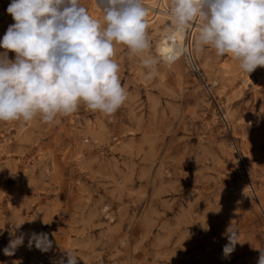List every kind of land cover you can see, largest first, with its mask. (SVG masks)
Instances as JSON below:
<instances>
[{
  "label": "rangeland",
  "instance_id": "1",
  "mask_svg": "<svg viewBox=\"0 0 264 264\" xmlns=\"http://www.w3.org/2000/svg\"><path fill=\"white\" fill-rule=\"evenodd\" d=\"M10 3L0 0V40L15 23ZM80 3L103 23L93 0ZM169 24L148 26L160 58L150 79L141 56L115 45L127 99L113 114L81 102L48 123L0 121V264H55L66 251L78 264H257L264 67L247 74L209 46L169 64L158 51ZM232 221L240 243L225 258ZM14 224L25 241L6 256ZM33 232L47 233L52 250L29 249Z\"/></svg>",
  "mask_w": 264,
  "mask_h": 264
},
{
  "label": "clouds",
  "instance_id": "2",
  "mask_svg": "<svg viewBox=\"0 0 264 264\" xmlns=\"http://www.w3.org/2000/svg\"><path fill=\"white\" fill-rule=\"evenodd\" d=\"M95 2L103 23L89 15L80 0H11L7 13L15 23L0 40L6 50L0 53V121L27 122L40 115L48 123L76 112L81 102L92 111L113 114L127 99L113 59L117 44L141 56L146 78H151L160 58L149 51V9L144 0ZM167 14L170 24L164 39L169 50L163 59L168 63L209 46L218 56L239 61L247 74L264 67V0H171ZM193 28L197 35L192 47L181 44ZM9 51L16 54L14 60ZM22 224H14L3 249L6 256L24 244L25 234H16ZM224 235L227 258L240 243L233 221ZM27 246L46 253L53 241L47 233L33 232ZM256 250L257 264H264V248ZM77 257L66 251V260L62 256L55 264H78Z\"/></svg>",
  "mask_w": 264,
  "mask_h": 264
},
{
  "label": "bare ground",
  "instance_id": "3",
  "mask_svg": "<svg viewBox=\"0 0 264 264\" xmlns=\"http://www.w3.org/2000/svg\"><path fill=\"white\" fill-rule=\"evenodd\" d=\"M148 1L149 0L144 1L145 5L149 9V15H148L149 24H148V26H154L156 23L165 22L166 20L170 21L169 16L167 14V11L169 9L168 0H153L151 2L150 1L148 2ZM93 3H94L93 5L96 7L95 0H93ZM97 9H99V8H97ZM191 32L196 33L197 30L195 28H193L191 30ZM165 33L163 34L164 36H165ZM164 36H163V38H162V40H161V42H160V44L158 46V51L163 57L167 55V51L166 50H169V43H168L167 40L164 39ZM186 39H187V36L183 40H181L180 43L183 44V45H186V43H185ZM180 59H178L174 63H169V64H175Z\"/></svg>",
  "mask_w": 264,
  "mask_h": 264
},
{
  "label": "snow or ice",
  "instance_id": "4",
  "mask_svg": "<svg viewBox=\"0 0 264 264\" xmlns=\"http://www.w3.org/2000/svg\"><path fill=\"white\" fill-rule=\"evenodd\" d=\"M167 51V50H166Z\"/></svg>",
  "mask_w": 264,
  "mask_h": 264
}]
</instances>
